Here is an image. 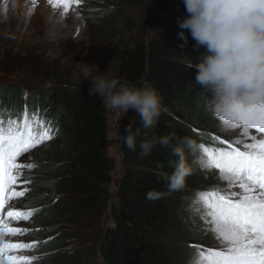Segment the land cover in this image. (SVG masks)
<instances>
[{
    "label": "trees",
    "instance_id": "obj_1",
    "mask_svg": "<svg viewBox=\"0 0 264 264\" xmlns=\"http://www.w3.org/2000/svg\"><path fill=\"white\" fill-rule=\"evenodd\" d=\"M109 11L104 9L94 17H103ZM187 15L182 0L171 25L158 36H144L130 46L113 49L116 65L108 78L137 86L144 82L152 84L163 101L156 123L149 128L131 111L134 118L127 126L140 133L135 152L124 142L125 130L122 134L121 148L127 169L118 181V202L111 209L112 224L103 229L95 223L90 226L97 232L105 264H186L193 253L181 243L206 245L203 232L180 227L176 212L181 206L178 200L181 196L169 190L166 180L173 171L172 162L178 159L171 152L174 144L184 137L195 140L209 136V131H218V120L206 108V96L212 90L195 80V66L204 48L194 50L195 40L179 27V21ZM159 25L160 20L153 21L152 30ZM181 31H185L187 41L179 36ZM0 56V69L11 67L15 72L39 76L35 58H21L18 54L12 59L7 54ZM91 81L59 78L21 103L16 83H0V118L26 110L30 116L35 113L39 120L58 130L49 146L55 156L63 157L59 156V161L48 167L53 177H38L34 182L41 188H56L61 194L50 196V204L37 213L38 217L60 218L73 228H85L87 221L107 218L113 180V162L108 153V107L98 93L90 94ZM197 126L208 132L197 134ZM164 136H171L167 145L159 142ZM145 140L152 142L153 147L142 156L140 144ZM38 202L32 199L28 204L36 208L41 206ZM76 236V231L71 230L58 237L48 227L35 230L32 235L42 240L37 247L45 251L44 264H84L83 248L75 245L65 249Z\"/></svg>",
    "mask_w": 264,
    "mask_h": 264
},
{
    "label": "rangeland",
    "instance_id": "obj_2",
    "mask_svg": "<svg viewBox=\"0 0 264 264\" xmlns=\"http://www.w3.org/2000/svg\"><path fill=\"white\" fill-rule=\"evenodd\" d=\"M180 2L181 0H80L79 5L70 3L65 11L63 5L53 6L48 0H0V55L7 54L9 59L17 54L21 58H35L38 60L36 69L39 72L37 76L31 72H15L11 67L7 70L0 69V83L7 85L16 83L20 87L18 101L20 102L58 82L59 78L83 80L93 79L104 72L109 75L116 65L113 49L130 46L144 36H158L163 28L171 25L173 17L179 10ZM104 9L110 10V13L103 17H94L101 15ZM155 20L157 22L160 20V25L152 30L151 24ZM107 107L110 124L108 153L113 162L107 218L105 216L99 222L87 221L85 228H73V225L55 216L38 217L37 212L40 208L50 204L49 197H59L61 194L56 188H41L34 182L38 177H53L47 169L53 163H57L59 156H62V154L55 156V153L51 152L49 142L53 138L46 140L18 158L17 163L25 167L18 169L20 175L9 190L11 193L24 192V195L13 197L7 190L5 194L7 203L4 205L3 213L0 214L9 227L26 230L17 235L4 231L0 235V240L30 244L34 247L13 250L8 255L36 257L33 264H44L45 251L38 249L37 245L42 240L35 239L32 235L35 230L48 227L53 229L58 237L62 233L76 231L77 236L65 249H71L76 245L84 249V264H105L97 243V232L90 226L95 223L103 229L107 224H112L111 209L118 202V181L127 169L121 148L122 134L127 124L134 118V113L131 111L124 116L110 106ZM222 107L223 104L213 92L206 96V108L218 120V131H209L211 133L208 134L209 136H201L193 140L195 142L193 148H186V160L193 171L186 178L183 188L176 191V194L181 196L178 198L181 206L176 212L180 227L194 233L203 232L206 245L187 242L180 244L190 247L189 251L193 254L198 249L221 250L225 247V243L209 223L210 218L197 210L196 194L214 190L222 193L241 191L238 185L230 184L227 174L224 176L225 173H221L218 169L205 168L202 165L203 156L199 145L226 150L231 145L245 150V144L254 142L252 136L257 139L264 138V134L258 133L255 129H246L226 121L223 112L220 111ZM205 132L208 131L201 127L197 128V134H205ZM221 141L224 143L222 144ZM28 164H33L35 167L28 168L26 167ZM32 199H38L41 206L36 208L29 206L28 202ZM9 210L33 214L27 220H14L7 217ZM192 259L193 256L186 264H191ZM0 264H7V260L0 258Z\"/></svg>",
    "mask_w": 264,
    "mask_h": 264
},
{
    "label": "snow or ice",
    "instance_id": "obj_3",
    "mask_svg": "<svg viewBox=\"0 0 264 264\" xmlns=\"http://www.w3.org/2000/svg\"><path fill=\"white\" fill-rule=\"evenodd\" d=\"M50 5H63L67 11L70 3L79 5L80 0H48ZM223 118L236 126L255 129L264 134V102L257 104H223L220 109ZM34 123L38 128H34ZM58 131L50 124L39 120L34 113L29 118L25 110L22 120H8L7 126L0 119V213L5 205V194L16 182L19 168V157L46 140H51ZM247 134V133H245ZM245 144L244 149L228 146L210 148L199 145L202 153V165L205 168L218 169L227 174L232 185H238L240 192L222 193L207 191L197 193V210L210 218L213 226L225 247L221 250L198 249L193 254L191 264H264V138ZM223 144L224 141H221ZM35 167L33 164L26 165ZM24 195V192H12L11 196ZM33 213L9 210L7 217L14 220H27ZM17 235L20 228L9 227L0 215V235L4 231ZM34 245L9 243L0 240V258L7 264H33L36 257L8 255L13 250L30 249Z\"/></svg>",
    "mask_w": 264,
    "mask_h": 264
},
{
    "label": "clouds",
    "instance_id": "obj_4",
    "mask_svg": "<svg viewBox=\"0 0 264 264\" xmlns=\"http://www.w3.org/2000/svg\"><path fill=\"white\" fill-rule=\"evenodd\" d=\"M187 16L179 27L195 40L194 50L204 48L196 64V82L211 89L222 104H257L264 102V0H183ZM179 36L187 41L185 31ZM90 94H99L103 102L126 116L137 113L145 128L153 126L162 109L163 97L154 85L137 86L125 80L109 79L99 73L90 82ZM124 142L135 152L137 129L125 127ZM171 136L160 138L167 145ZM195 142L181 138L171 147L177 157L173 171L166 176L171 191L183 188L192 166L185 156L186 148ZM152 142L140 144L141 155H147Z\"/></svg>",
    "mask_w": 264,
    "mask_h": 264
},
{
    "label": "bare ground",
    "instance_id": "obj_5",
    "mask_svg": "<svg viewBox=\"0 0 264 264\" xmlns=\"http://www.w3.org/2000/svg\"><path fill=\"white\" fill-rule=\"evenodd\" d=\"M226 174H224V176H225ZM236 186V185H235Z\"/></svg>",
    "mask_w": 264,
    "mask_h": 264
},
{
    "label": "water",
    "instance_id": "obj_6",
    "mask_svg": "<svg viewBox=\"0 0 264 264\" xmlns=\"http://www.w3.org/2000/svg\"><path fill=\"white\" fill-rule=\"evenodd\" d=\"M182 1V0H181Z\"/></svg>",
    "mask_w": 264,
    "mask_h": 264
}]
</instances>
